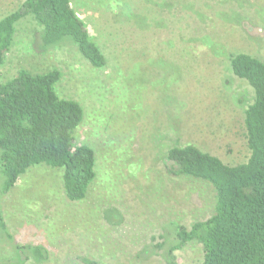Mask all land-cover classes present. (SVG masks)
I'll list each match as a JSON object with an SVG mask.
<instances>
[{"label":"rangeland","instance_id":"1","mask_svg":"<svg viewBox=\"0 0 264 264\" xmlns=\"http://www.w3.org/2000/svg\"><path fill=\"white\" fill-rule=\"evenodd\" d=\"M25 0H0V19ZM108 60L95 71L70 43L46 52L32 15L16 24L0 84L20 69L57 68V91L81 103L77 141L96 152L97 178L71 201L61 168L36 165L3 192L0 262L201 264L177 231L214 211L202 180L168 172V151L194 144L228 164L249 158L245 109L253 90L230 56L264 61V0H71Z\"/></svg>","mask_w":264,"mask_h":264},{"label":"trees","instance_id":"2","mask_svg":"<svg viewBox=\"0 0 264 264\" xmlns=\"http://www.w3.org/2000/svg\"><path fill=\"white\" fill-rule=\"evenodd\" d=\"M27 15L42 27L38 39L46 52L70 43L93 70L108 67L107 57L71 0H25L21 9L0 19V66L14 44L17 22ZM230 63L233 74L253 90L244 117L249 158L240 164H228L194 144L169 149L171 175L202 180L215 192L213 213L190 228L180 226L179 243L174 248L199 242L203 247L201 264H264V61L241 52L231 55ZM61 77L57 68H22L14 78L0 84L4 193L41 164L62 169L64 191L74 202L87 197L97 178L95 150L76 138L85 110L77 100L58 93Z\"/></svg>","mask_w":264,"mask_h":264}]
</instances>
